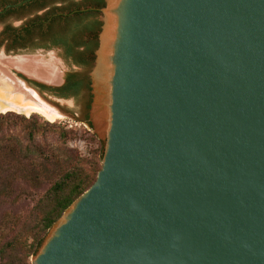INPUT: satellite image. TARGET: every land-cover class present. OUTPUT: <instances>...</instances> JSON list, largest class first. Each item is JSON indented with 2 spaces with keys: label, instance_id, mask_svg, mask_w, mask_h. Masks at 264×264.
<instances>
[{
  "label": "water",
  "instance_id": "1",
  "mask_svg": "<svg viewBox=\"0 0 264 264\" xmlns=\"http://www.w3.org/2000/svg\"><path fill=\"white\" fill-rule=\"evenodd\" d=\"M100 21L89 68L2 41L0 113L71 119L105 142L32 264H264V0H107ZM71 73L89 75L90 111L88 91L38 87Z\"/></svg>",
  "mask_w": 264,
  "mask_h": 264
},
{
  "label": "trees",
  "instance_id": "2",
  "mask_svg": "<svg viewBox=\"0 0 264 264\" xmlns=\"http://www.w3.org/2000/svg\"><path fill=\"white\" fill-rule=\"evenodd\" d=\"M23 1L0 0V10ZM106 1L37 0L11 9L0 22L24 13L31 16L20 27L5 23L0 50L2 41L8 43L10 54L57 49L72 65L89 68L99 47ZM66 82L61 89L38 87L65 99L80 98L88 91L90 111L89 75L71 73ZM19 128L21 135L12 133ZM80 137L79 130L40 115L0 114V264H32L53 226L95 184L102 170L103 146L100 154L93 150L100 142L91 135L89 152L83 154L69 146Z\"/></svg>",
  "mask_w": 264,
  "mask_h": 264
},
{
  "label": "rangeland",
  "instance_id": "3",
  "mask_svg": "<svg viewBox=\"0 0 264 264\" xmlns=\"http://www.w3.org/2000/svg\"><path fill=\"white\" fill-rule=\"evenodd\" d=\"M22 116V115H21ZM26 117V116H25ZM46 120V119H45ZM52 123V122H51ZM55 123V122H54ZM57 123H61L63 125H66L68 127V129H76V130H79V132H81V137L79 140L75 141V142H70L69 143V146L71 148H74V149H77L79 150L81 153H86V152H89V147L87 146L89 144V138H91V135H95L97 137V140L100 142L98 143L97 141L95 142L94 144V149L93 150H98V153H99V149H101V147L103 146V154H104V151H105V142L100 139L96 134L95 132L90 129L89 127H87L86 125L80 123V122H77V121H74V120H71V119H66L64 118L63 120H59L57 121ZM88 131V133H91V134H88L86 133ZM12 133L16 134V135H21V129H17L15 131H12ZM86 133V135L84 134ZM50 139V138H48ZM100 154V153H99ZM104 156V155H103ZM49 234V233H48ZM47 237V236H46ZM36 256V255H35ZM34 256V257H35ZM32 257V259L34 258ZM32 259H31V263H32Z\"/></svg>",
  "mask_w": 264,
  "mask_h": 264
},
{
  "label": "bare ground",
  "instance_id": "4",
  "mask_svg": "<svg viewBox=\"0 0 264 264\" xmlns=\"http://www.w3.org/2000/svg\"><path fill=\"white\" fill-rule=\"evenodd\" d=\"M7 113H10V112L0 113V114H7ZM12 113L24 115L26 117H31L32 115L36 114V115H40L41 117H43L44 119H46L47 121L52 122V123L64 119L62 117H57V116L47 115V114H41V113H34V112H12Z\"/></svg>",
  "mask_w": 264,
  "mask_h": 264
},
{
  "label": "flooded vegetation",
  "instance_id": "5",
  "mask_svg": "<svg viewBox=\"0 0 264 264\" xmlns=\"http://www.w3.org/2000/svg\"><path fill=\"white\" fill-rule=\"evenodd\" d=\"M65 81H66V79H65ZM65 86H67V82H66V85ZM64 86V87H65ZM91 95V94H90ZM62 99H65V98H62ZM87 117H88V114H87V116L84 118L85 120H87Z\"/></svg>",
  "mask_w": 264,
  "mask_h": 264
}]
</instances>
